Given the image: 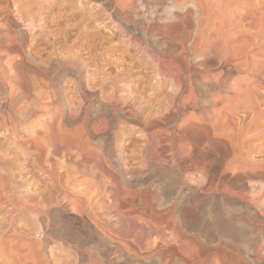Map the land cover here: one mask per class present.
<instances>
[{"label": "bare ground", "instance_id": "1", "mask_svg": "<svg viewBox=\"0 0 264 264\" xmlns=\"http://www.w3.org/2000/svg\"><path fill=\"white\" fill-rule=\"evenodd\" d=\"M0 264H264V0H0Z\"/></svg>", "mask_w": 264, "mask_h": 264}, {"label": "rangeland", "instance_id": "2", "mask_svg": "<svg viewBox=\"0 0 264 264\" xmlns=\"http://www.w3.org/2000/svg\"><path fill=\"white\" fill-rule=\"evenodd\" d=\"M13 85H15V84H13ZM17 86H14V88H16ZM31 105V104H30ZM8 111H10L9 109H8ZM5 112H7V110H5ZM21 114H22V112H21ZM41 231V230H40ZM40 231H38V233H37V235H36V238H35V240H34V242H35V244L39 247H41V246H43L42 244H40V243H43V241H44V234L42 233V231L40 232ZM43 234V235H42ZM37 239V240H36ZM38 241H40V242H38Z\"/></svg>", "mask_w": 264, "mask_h": 264}]
</instances>
